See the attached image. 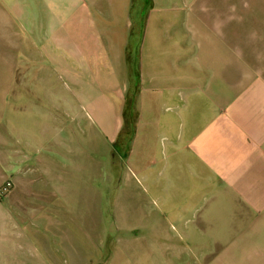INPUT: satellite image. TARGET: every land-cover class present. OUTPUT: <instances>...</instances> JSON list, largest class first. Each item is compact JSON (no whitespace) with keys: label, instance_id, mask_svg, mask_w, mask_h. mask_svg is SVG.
Wrapping results in <instances>:
<instances>
[{"label":"crops","instance_id":"crops-1","mask_svg":"<svg viewBox=\"0 0 264 264\" xmlns=\"http://www.w3.org/2000/svg\"><path fill=\"white\" fill-rule=\"evenodd\" d=\"M147 1L128 79L134 0H0V50L23 31L18 82L41 106L57 101L42 109L58 117L47 135L66 130L63 82L80 95L68 99L77 130L133 114L127 159L149 196L140 211H153L115 224L126 229L102 249V238L57 240L68 246L41 264H264V0Z\"/></svg>","mask_w":264,"mask_h":264},{"label":"rangeland","instance_id":"rangeland-1","mask_svg":"<svg viewBox=\"0 0 264 264\" xmlns=\"http://www.w3.org/2000/svg\"><path fill=\"white\" fill-rule=\"evenodd\" d=\"M12 38L15 49L0 50V264H41L42 252L54 251L57 245L68 246V242L57 240L72 237L91 243L102 238L98 243L102 249L110 236L122 235L117 230L126 229L115 224L128 225L143 214L146 218L153 214L151 208L140 211L149 196L143 193L141 170L127 159L136 124L132 132L124 130L135 116H125V125L115 113L105 111L95 117L97 124H92L90 131L86 122H91L88 119L93 116L86 114V128L77 130L75 112L69 103L78 101L80 95L72 92L71 84L63 82L59 90L64 92L65 113H61L59 121L65 122L66 130L58 137L47 135L52 124L56 133L58 117L48 120L49 110L42 109L47 102H54L53 110L57 101L43 99L41 106L40 100L25 91V84L18 82L24 78L23 31L17 28ZM131 68L128 66V79L136 75ZM128 95L129 92L119 96L126 101ZM82 113L81 118L85 116ZM68 118L77 137L67 129ZM107 127L112 130H105ZM67 151V158L75 160L66 159ZM75 161L80 168L77 173ZM91 254L95 256V251ZM60 261L72 263L67 258Z\"/></svg>","mask_w":264,"mask_h":264},{"label":"trees","instance_id":"trees-1","mask_svg":"<svg viewBox=\"0 0 264 264\" xmlns=\"http://www.w3.org/2000/svg\"><path fill=\"white\" fill-rule=\"evenodd\" d=\"M149 3L147 0H134L133 6H132V22H133V31H132V37L130 40V47L127 54V63L128 66L131 68L132 66V46L136 42V29L135 25L137 21L141 20L143 16H145L146 12L148 11ZM135 70V68H131Z\"/></svg>","mask_w":264,"mask_h":264}]
</instances>
